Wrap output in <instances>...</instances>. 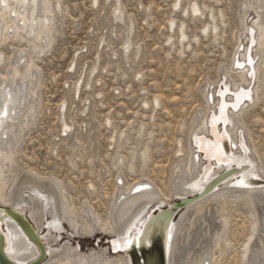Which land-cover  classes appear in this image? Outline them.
<instances>
[{
	"label": "bare ground",
	"instance_id": "6f19581e",
	"mask_svg": "<svg viewBox=\"0 0 264 264\" xmlns=\"http://www.w3.org/2000/svg\"><path fill=\"white\" fill-rule=\"evenodd\" d=\"M107 1H114L113 23L121 25L124 20L121 1L105 0V3ZM180 1H173L171 6L173 12L181 9ZM97 4L98 0H92V7H97ZM248 10H253L257 14V19L253 22L254 40H249V48L247 46L245 52L240 55L242 61L238 59V55L232 61L233 67L239 72L230 75L229 72L228 75L224 73L225 79L229 81L232 79L231 87L224 83V89L218 90L222 99L226 95L229 97L227 101L230 102L229 106L224 99L225 102L216 101L218 103L212 114L201 119L202 121L198 119V122H195L190 146L192 150L197 148L196 152L189 153V149H184L180 140L175 143L174 158L180 161V158L186 155V161L184 165L176 162L174 179L170 184L172 188L168 196L164 195L150 179L148 183L136 178H131L125 183L120 181L122 184L117 183L118 176L123 170L132 175L141 173L147 164H150L149 136L152 134H145L146 125L141 123L135 130L133 146L129 143L128 129L116 134L114 128L115 131L110 133L112 135L108 137L107 147L114 151L111 155L110 169L117 174L108 217L102 220L87 201L79 213H76L59 179L51 176L45 178L35 171L21 176L15 175L18 174L15 172L19 158L14 146L17 145L16 141L20 139L21 132L30 127L32 122L29 119L34 116L33 99L37 98L33 79L35 63L41 55L44 56L43 53L48 48H51L49 46L54 41V34L58 33L57 15L61 13L63 15L65 11L61 0H0V45H5L6 48V44L25 43L29 51L28 53L22 51L25 53L21 55V51L16 50L17 53L13 57L10 56L12 59L10 69L8 72L5 70L7 72L5 75H0V235L4 244L3 252L10 261L15 264H31L38 261L42 253L43 260L39 264H133L129 252L135 249L140 254V249L143 247L148 249L154 238H157L164 250L165 264H225L226 255L232 257L229 258L232 261L229 264H264V168L257 164L256 160L259 157L255 147L253 151L256 160L255 162L252 160L249 149L243 142L241 127L237 123L244 114L240 107L248 101H253V93L257 91V88L250 89L248 76L251 72L260 84V92L264 96V0H250L243 6L241 17L245 32L247 31L245 16L247 12L249 13ZM182 13L190 18L204 15L196 1H192L186 13L184 10ZM219 17L222 18V15ZM209 19H214L213 13H209ZM129 25L128 37L123 44L125 47L121 50L124 59L129 55V51H132L133 23L129 21ZM209 29L213 39H216L218 27L213 20L201 28L198 36L205 37ZM166 32L170 35L176 33V45L185 49L186 43L189 49L191 41L189 42L183 25L176 27L175 21L170 19L166 25ZM199 37L195 36L194 41H198ZM166 41V47L175 46L172 43V36H168ZM240 43L243 45V42ZM252 44L261 54V63L258 66L253 64L254 55L252 56L250 51ZM101 46L107 47L104 39H101L99 47ZM139 51L141 52V49ZM139 51H136V57H139ZM0 56V66H3L5 55ZM114 56L115 53L111 54V59L115 58ZM74 57L68 66V73H73L76 68L78 58L77 55ZM96 70L97 67L93 69L92 75L88 74L89 82ZM257 72L260 74L259 77L256 76ZM140 78L141 75L135 77ZM82 80L84 77L80 74L73 83L72 96L75 100L80 96ZM88 81L84 87L87 91L91 86ZM236 92L237 94H232ZM160 98L156 96L150 102L142 101V110L150 109L151 113L157 110L162 104ZM256 98L258 103L260 97ZM95 99H99V95ZM86 100L83 108L84 114L88 117L90 102ZM58 108L59 131L55 145L64 143L71 149L76 143H80V138L73 136L74 124L66 120V101ZM81 116L83 117V113ZM219 122H222L224 127L221 132L217 128ZM104 124L105 127H110V119L106 118ZM129 129L133 130L132 124L129 125ZM208 133L213 140H208L206 136ZM126 146L127 154H122L121 150ZM51 153L53 156L56 155V149L53 148ZM93 153L95 154L94 150ZM199 153L202 155H198ZM199 156H204L207 164L210 162L211 164L204 167V160ZM74 164L77 163L68 161L72 169L75 168ZM106 169L100 167V178L105 173H110V169ZM102 170L106 172L103 174ZM86 188L89 194L96 191L94 184L91 183ZM197 196L198 199H192ZM172 201H180L184 208L174 218L169 209ZM241 206L248 208L250 218L246 219L244 216L245 219L238 222L237 219H241L242 216ZM4 209H12L29 219L32 229L43 243V251L27 239L14 221L6 217ZM232 210L236 216L229 214ZM156 213L158 214L155 216ZM180 213L182 214L178 217ZM229 222L240 223L234 225L236 228L234 231L231 230L233 232L231 237L227 233ZM65 226L71 237L94 236L98 232L105 235L104 237L110 236L108 249L101 253L92 251L83 254L78 247H74L68 241L60 249L57 248ZM44 230L46 235L41 236ZM54 246L56 248H53ZM106 251L117 256L108 257Z\"/></svg>",
	"mask_w": 264,
	"mask_h": 264
},
{
	"label": "rangeland",
	"instance_id": "374dc122",
	"mask_svg": "<svg viewBox=\"0 0 264 264\" xmlns=\"http://www.w3.org/2000/svg\"><path fill=\"white\" fill-rule=\"evenodd\" d=\"M120 1L125 15L123 14V23L116 25L113 23L114 1L105 3V0H98L97 7L94 8L91 6L92 0H61L65 13L57 15L58 33L54 34L52 46H49L51 48L46 50L47 53H43L44 56L41 55L42 58L39 56L35 63L37 71L34 70L36 74L33 72V79L37 98L33 99L34 116L29 119L32 124L29 122L30 127L21 132L23 136L20 134V139L16 141L17 147L14 146L19 158L16 176L35 171L39 176L59 179L66 189L65 192L70 196L66 194L76 213H79L87 201L102 220L108 217L117 174L110 169L111 155L114 152L107 147L108 137L112 135L110 133L116 130L117 134L128 129L129 143L133 146L135 130L141 123L146 125L145 134H152L149 136L151 162L141 173L129 175L123 170L118 176L117 183H125L131 178L148 183L150 179L164 195L168 196L172 188L170 184L174 179L176 162L184 165L186 161V155L181 157L180 161L174 158L175 143L180 140L183 148L189 149V153L196 152V149L192 150L190 146L195 122L211 115L218 102L226 101L229 106L230 102H227L229 97L226 95L224 101L218 90L224 89V83L231 87L232 79L230 77V81L225 79V75H228V72L229 75L239 72L233 67L232 61L237 55L242 61L240 55L245 52L247 46L249 48V40H254L253 22L257 19V14L253 10H248L249 13L247 12L245 16L247 31H243L242 10L250 0H181V9L175 12L171 10L174 0ZM190 1H196L204 15L197 18L184 15L182 10L186 13ZM209 13H213L214 19H209ZM220 14L222 18L219 17ZM170 19L175 21L176 27L183 25L184 32L189 42L191 41L189 49L186 43L185 49L176 45V33L170 35L166 32V25ZM212 20L218 27L216 39H213L210 29L205 37H199L201 28L212 23ZM129 21L133 23L132 51H129V55L124 59L121 50L125 47L123 44L128 37ZM168 36H172V43L175 46H165ZM195 36L199 37L198 41H194ZM101 39L106 41L107 47H99ZM240 42H243V45ZM20 44H6V48L5 45H0L3 47H0V54L5 55V65L0 66V75H5L10 69L9 64L12 63L10 56L13 57L17 53L16 50L21 51V55L29 52L25 43ZM252 45L250 51L252 56H255L253 64L258 66L261 63V54L255 49L254 44ZM136 51H139V57H136ZM113 53L115 58L111 59ZM76 55L78 58L76 68L73 73H68L72 57ZM95 67L97 70L91 77L92 82H89V75L93 74ZM80 74L84 77L81 82L83 89L81 88L80 96L75 100L72 96V87ZM137 75H141V78L135 79ZM256 76L259 77L260 74L257 72ZM248 78L251 83L250 89L257 88L258 93L255 91L253 101H248L240 107L244 114L242 113V119L240 118L237 123L241 127L243 142L248 147L252 160L254 162L256 160L253 151L255 147L259 157L256 160L257 164L264 168V96L260 92V84L253 77V72ZM87 81L88 84L91 83L89 91L84 90ZM97 95L99 99H95ZM156 96L161 97L162 108L159 107L152 113L150 109L143 111L142 101L150 102ZM257 96L260 97L258 103ZM86 99L90 102L88 117L84 114L83 108ZM65 101L66 120L68 123L73 122L72 134L75 138H80V143H76L71 149L64 143L55 145L59 131L58 107ZM215 116L218 117V114ZM106 118L111 121L110 127H105ZM131 124L132 131L129 129ZM209 135L210 133L206 135L207 138ZM52 147L56 149L54 156L51 153ZM127 150L128 146L124 147L121 153L127 154ZM199 158L204 160V167L211 164V162L207 164L204 156ZM69 160L77 163L74 164L75 168L69 167ZM100 167L110 169V173L102 170L105 174L100 178ZM89 183L94 184L96 188L93 194L87 191ZM240 210L242 216L240 215L241 219L237 221L245 217L250 218L247 207L241 206ZM229 214L237 215L233 210L229 211ZM235 224L229 222L227 232L229 237L236 228ZM45 235L46 230L41 236ZM60 236L57 248L60 249L68 241L74 247H78L83 254L107 250L110 240V236L104 237L101 232L94 236L71 237L67 227ZM106 254L112 258L117 256L108 251ZM229 258L232 257L225 256V264L232 262Z\"/></svg>",
	"mask_w": 264,
	"mask_h": 264
},
{
	"label": "water",
	"instance_id": "95a60500",
	"mask_svg": "<svg viewBox=\"0 0 264 264\" xmlns=\"http://www.w3.org/2000/svg\"><path fill=\"white\" fill-rule=\"evenodd\" d=\"M225 172L222 174L224 175ZM220 175V177L222 176ZM194 200L198 199V196L196 198H192ZM190 199V201L192 200ZM171 212L173 213V218L181 211L183 210V205L180 201L174 202L171 204L170 208ZM5 210V215L8 219H11L14 221V223L17 224L19 229L22 231V233L35 245H37L42 251L44 249L42 241L38 238L34 230L32 229L31 223L27 217H22L19 213L16 211H13L12 209H4ZM165 209V211H167ZM158 213L155 214V216ZM3 240L0 235V264H15L12 261H10L6 255L3 252ZM130 257L132 259L133 264H165V254L164 250L162 248L161 241L159 239L153 240L151 245L146 249L143 247L140 249V254L136 252L135 249H132L130 252ZM43 260V254L41 253L40 258L38 261H35L34 263L31 264H39Z\"/></svg>",
	"mask_w": 264,
	"mask_h": 264
}]
</instances>
